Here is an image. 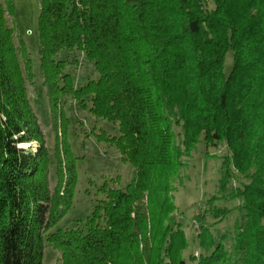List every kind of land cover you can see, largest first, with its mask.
Instances as JSON below:
<instances>
[{"label":"trees","instance_id":"obj_1","mask_svg":"<svg viewBox=\"0 0 264 264\" xmlns=\"http://www.w3.org/2000/svg\"><path fill=\"white\" fill-rule=\"evenodd\" d=\"M14 14L13 0H0V264H42L46 244L61 264H185L190 241L170 181L200 137L226 145L219 190L235 175L245 179L229 192L244 213L233 232L210 238L208 254H191L192 264H264V0H40L53 188L26 85L31 60L7 22ZM73 51L98 74L78 88L65 70ZM65 96L86 99L94 117L118 124L114 144L133 177L108 190L82 226L50 232L71 207L77 182ZM31 142L34 150L21 146ZM229 213L213 209L215 217Z\"/></svg>","mask_w":264,"mask_h":264},{"label":"rangeland","instance_id":"obj_2","mask_svg":"<svg viewBox=\"0 0 264 264\" xmlns=\"http://www.w3.org/2000/svg\"><path fill=\"white\" fill-rule=\"evenodd\" d=\"M13 4L14 18L7 17V22L14 30L16 46L22 41L31 60L34 76L32 81H26V85L49 152V184L53 188L56 183L54 138L38 55L37 18L40 0H13ZM208 8H213L211 1H208ZM67 57L70 63L65 70L71 75L75 88L98 77L81 52L73 51ZM232 60V52L228 51L223 65L225 74L230 71ZM20 61L24 68L21 57ZM62 102L69 119L67 138L76 157L77 182L71 207L50 232L82 226L94 206L106 199L108 190L124 189L133 177V167L129 161L123 159L114 144V139L119 136L118 124L94 117L89 112V102L86 99L84 104H81L71 96H65ZM175 130L178 131V128L175 127ZM21 146L34 150L37 144L31 142ZM228 154L225 144L208 143L200 137L196 146L181 157L183 167L179 177L170 181V187L174 188L170 191L175 205L174 212L182 221L185 235L188 242L190 241L189 247L183 253L185 264H192L189 258L191 254L194 257L208 254L209 251L205 247L210 238L214 243L221 235L233 232L236 222L242 221L244 211L239 207L241 201L238 198L230 199L229 192L239 187L245 179L235 175L229 179L224 191L219 190L220 171ZM217 208L229 209L230 213L224 218L215 217L213 209ZM196 215L202 217L201 223L194 219ZM198 224L202 225L205 231H200ZM199 231L202 233L196 236ZM199 240L202 242L199 243ZM225 244L229 247L230 241ZM42 264H61L58 250L46 244Z\"/></svg>","mask_w":264,"mask_h":264}]
</instances>
